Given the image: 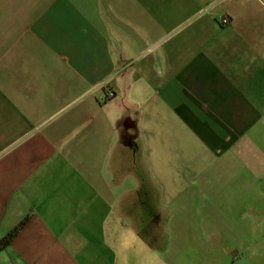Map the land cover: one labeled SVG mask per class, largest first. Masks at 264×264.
<instances>
[{
    "label": "crops",
    "instance_id": "1",
    "mask_svg": "<svg viewBox=\"0 0 264 264\" xmlns=\"http://www.w3.org/2000/svg\"><path fill=\"white\" fill-rule=\"evenodd\" d=\"M191 217L264 264V0H0V264H193Z\"/></svg>",
    "mask_w": 264,
    "mask_h": 264
},
{
    "label": "rangeland",
    "instance_id": "2",
    "mask_svg": "<svg viewBox=\"0 0 264 264\" xmlns=\"http://www.w3.org/2000/svg\"><path fill=\"white\" fill-rule=\"evenodd\" d=\"M185 226V223H179ZM188 230H189V239L188 243L186 244L187 255L179 254V258L187 257L188 261L192 262L193 264H214L215 259H218V254L216 252L212 253H205V248L210 247L213 248V245L209 243V241L205 237V233L203 234L202 229V219L200 217H191V220L187 223ZM229 243V242H228ZM231 247V251L233 249L232 243L228 244ZM228 247V246H227ZM179 264L182 263V260H179Z\"/></svg>",
    "mask_w": 264,
    "mask_h": 264
},
{
    "label": "trees",
    "instance_id": "3",
    "mask_svg": "<svg viewBox=\"0 0 264 264\" xmlns=\"http://www.w3.org/2000/svg\"><path fill=\"white\" fill-rule=\"evenodd\" d=\"M22 223H20L18 226H16L13 230H11L1 241H0V249L5 247L6 245H8L12 239L14 238V236L16 235V233L18 232V230L20 229Z\"/></svg>",
    "mask_w": 264,
    "mask_h": 264
},
{
    "label": "built area",
    "instance_id": "4",
    "mask_svg": "<svg viewBox=\"0 0 264 264\" xmlns=\"http://www.w3.org/2000/svg\"><path fill=\"white\" fill-rule=\"evenodd\" d=\"M221 23H222L223 25H227V24L230 23V19H229L228 17H222V19H221ZM113 96H114V92L111 91V90H109V91L106 93V98H107V99H108V98H111V97H113Z\"/></svg>",
    "mask_w": 264,
    "mask_h": 264
}]
</instances>
